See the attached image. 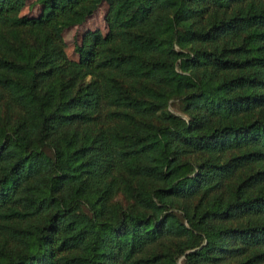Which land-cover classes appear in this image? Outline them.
<instances>
[{
    "label": "trees",
    "instance_id": "1",
    "mask_svg": "<svg viewBox=\"0 0 264 264\" xmlns=\"http://www.w3.org/2000/svg\"><path fill=\"white\" fill-rule=\"evenodd\" d=\"M37 3L0 0V264H264V0Z\"/></svg>",
    "mask_w": 264,
    "mask_h": 264
},
{
    "label": "rangeland",
    "instance_id": "2",
    "mask_svg": "<svg viewBox=\"0 0 264 264\" xmlns=\"http://www.w3.org/2000/svg\"><path fill=\"white\" fill-rule=\"evenodd\" d=\"M25 6L21 11V15H25L29 18H36L41 12V6L37 3V0H24ZM107 6L102 4L97 11L86 21L78 26L66 29L62 34V39L64 43V51L68 59L72 61H77L78 56L75 53V45L81 40V37L88 31L98 30L101 34L105 35L107 32V27L105 23V14ZM169 111L174 114L182 115L178 109L176 103H170L168 107ZM183 116V115H182ZM178 264H182V258L179 259Z\"/></svg>",
    "mask_w": 264,
    "mask_h": 264
}]
</instances>
